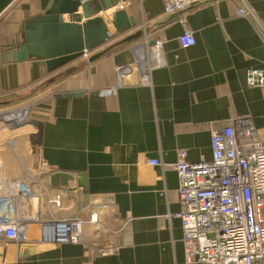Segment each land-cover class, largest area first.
<instances>
[{
  "label": "crops",
  "instance_id": "0c3cea01",
  "mask_svg": "<svg viewBox=\"0 0 264 264\" xmlns=\"http://www.w3.org/2000/svg\"><path fill=\"white\" fill-rule=\"evenodd\" d=\"M51 1L0 0V45ZM118 1L99 14L112 33L119 8L138 24L128 35L145 23L150 43L165 42V66L151 73L149 84L141 83L143 69L135 64L144 57L142 38L53 73L35 59L0 64V111L31 103L48 87L45 103L23 124L25 109L18 111L21 121L13 118L16 111L0 112V181L26 179L42 221H85L82 242L61 247L39 242V224L29 226L26 242L0 235V264H194L186 259L178 217V151L194 163L211 161L212 130L239 117H252L264 131V88L248 83L249 71H264V0H244L251 19L238 16L236 0L189 11L196 44L187 49L180 42L185 29L166 15L164 0ZM76 92L83 96L57 97ZM13 211L22 213L19 205ZM95 212L99 224L88 222ZM11 213L0 202V223L12 221ZM110 246L118 253H92Z\"/></svg>",
  "mask_w": 264,
  "mask_h": 264
},
{
  "label": "built area",
  "instance_id": "2783aa9c",
  "mask_svg": "<svg viewBox=\"0 0 264 264\" xmlns=\"http://www.w3.org/2000/svg\"><path fill=\"white\" fill-rule=\"evenodd\" d=\"M164 1L166 15L176 17L185 29L180 37L182 47L194 46L195 37L187 26L188 12L218 0ZM236 1L242 3L237 11L239 17L255 18L254 11L243 4L244 0ZM141 28L144 57L138 58L135 64L143 69L141 83L149 84L151 73L165 66V42L156 41L151 45L145 23ZM248 83L264 88V71H249ZM211 146V161L203 159L194 163L188 160L186 150L178 151L175 170L179 176L182 208L178 217L186 259L194 264H264V131L257 128L252 117H239L229 125L212 130ZM3 169L0 164V171ZM35 198L26 179L8 183L1 179L0 202L10 207L14 218L0 223V235L26 242L29 226L39 224L41 244L61 247L82 242L84 220L42 221L35 211ZM18 205L22 213L16 216L13 209ZM88 222L99 224V213H92ZM118 251V247L110 246L94 249L92 253L103 257Z\"/></svg>",
  "mask_w": 264,
  "mask_h": 264
},
{
  "label": "water",
  "instance_id": "95a60500",
  "mask_svg": "<svg viewBox=\"0 0 264 264\" xmlns=\"http://www.w3.org/2000/svg\"><path fill=\"white\" fill-rule=\"evenodd\" d=\"M118 3V0H52L42 14L23 25L11 55L19 63L39 60L49 73L87 55L90 62L98 61L143 37L142 31L128 35L138 24L126 10L117 8L111 16L114 33L105 18L99 16ZM82 96L83 93L76 92L57 97Z\"/></svg>",
  "mask_w": 264,
  "mask_h": 264
},
{
  "label": "rangeland",
  "instance_id": "374dc122",
  "mask_svg": "<svg viewBox=\"0 0 264 264\" xmlns=\"http://www.w3.org/2000/svg\"><path fill=\"white\" fill-rule=\"evenodd\" d=\"M19 38V33H11V34H7V36H5V39H3V44L6 45H13L15 43H17ZM3 44L0 45V63H2L4 61L5 56H7L9 54V51H6L5 48L3 47ZM49 84V83H48ZM47 85H44V87H40L39 89H43V92L41 93V96L38 97V99L34 98L32 99L33 102L31 103H27L25 105H20V104H10L8 107H6L5 109H2L0 112L1 113H14V111L18 112L19 110L23 111V109H25L24 113H25V119L23 120V122L21 124H23L25 121L29 120V116L31 113V110L33 111V113L35 114L36 111L38 110V107L40 108L41 105H43L45 103V93L48 87H46ZM45 88V89H44ZM42 91V90H40ZM43 103V104H42ZM8 115V114H7ZM7 115L5 116V118L7 117Z\"/></svg>",
  "mask_w": 264,
  "mask_h": 264
},
{
  "label": "trees",
  "instance_id": "16d2710c",
  "mask_svg": "<svg viewBox=\"0 0 264 264\" xmlns=\"http://www.w3.org/2000/svg\"><path fill=\"white\" fill-rule=\"evenodd\" d=\"M20 34V33H19ZM17 46V43L9 46V45H4L3 44V47L5 48L6 51H9V54L7 56H5L4 58V61L2 63H5V62H12V61H15V59L13 58V56L11 55V52L13 50V48H15ZM1 64V63H0Z\"/></svg>",
  "mask_w": 264,
  "mask_h": 264
},
{
  "label": "bare ground",
  "instance_id": "6f19581e",
  "mask_svg": "<svg viewBox=\"0 0 264 264\" xmlns=\"http://www.w3.org/2000/svg\"><path fill=\"white\" fill-rule=\"evenodd\" d=\"M24 116V113L23 112H18V113H15V115L13 116V118H17L19 121H21L20 119Z\"/></svg>",
  "mask_w": 264,
  "mask_h": 264
}]
</instances>
